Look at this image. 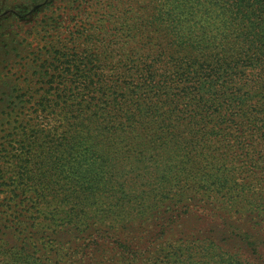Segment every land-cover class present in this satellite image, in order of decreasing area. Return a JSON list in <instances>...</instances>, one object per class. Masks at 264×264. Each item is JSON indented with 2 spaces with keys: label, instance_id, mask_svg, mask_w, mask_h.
Instances as JSON below:
<instances>
[{
  "label": "rangeland",
  "instance_id": "374dc122",
  "mask_svg": "<svg viewBox=\"0 0 264 264\" xmlns=\"http://www.w3.org/2000/svg\"><path fill=\"white\" fill-rule=\"evenodd\" d=\"M181 10V0H0V264H162L164 248L179 241L212 242L213 251H217L237 249L243 245L244 236L264 240V180L259 186L254 181L259 176L264 179V87L250 75L232 80L226 77L225 90L214 101L244 107L241 96L248 94L251 99L246 104L255 109L246 114L248 120L258 121L250 131L253 137L243 138L249 154L242 156L236 144L223 149L229 164L227 172L237 177V184L226 180L219 185L216 179L205 186L181 183L169 191L174 198L164 205L169 206L166 216H174L171 222L152 208L143 219L134 214L139 212L137 203L143 204L160 191L152 186L154 180L150 179L155 178L151 175L161 181L166 169L157 168L160 163L145 168L148 160L158 162L154 153L125 176L120 171L121 156L113 162L108 156L99 158L97 164L87 166L86 161L95 160L96 152L83 155L80 166L68 167L69 177L79 171L87 176L74 180L80 191L79 203L77 198L68 205L57 199L40 203L31 192L30 199L23 197L18 186L22 142L29 144L25 137L35 135L30 146L45 145L42 139L55 135L70 138V126L83 124L80 137L84 138L88 136L84 134L86 129L105 125L100 122L103 108L110 112L106 121L112 124L110 108L115 106L117 94L128 92L127 70L140 60L152 61L158 56L170 59L164 66L168 71L181 57L187 61L186 57L196 56L194 60L204 61L203 54L191 55L180 46L187 42L189 32L176 23ZM185 12L189 20L196 16L194 8ZM70 69L80 75L77 83L71 81ZM85 77L94 80L89 91L82 89ZM183 80L180 86H187L189 79ZM154 103L161 106V102ZM234 128L231 131L238 134ZM176 130L187 128L181 124ZM36 160L32 158L39 169ZM209 160L215 167L214 160ZM112 163H117L115 178L111 177ZM252 163L254 175L235 170ZM14 171L17 190L8 192L15 187L9 178ZM101 176L105 180L98 179ZM121 186L132 190L134 197L127 192L117 194ZM65 198L64 194L60 196V200ZM110 198L127 199L134 210L126 219L118 217L110 228H104L102 239L96 243L100 236L93 223L86 220L83 206ZM86 223L91 227H85ZM114 244L118 248L129 245L130 251L124 254L111 250ZM135 244L138 251L131 250Z\"/></svg>",
  "mask_w": 264,
  "mask_h": 264
},
{
  "label": "trees",
  "instance_id": "16d2710c",
  "mask_svg": "<svg viewBox=\"0 0 264 264\" xmlns=\"http://www.w3.org/2000/svg\"><path fill=\"white\" fill-rule=\"evenodd\" d=\"M181 7L176 23L181 29L189 32L186 33L187 42H182L180 46L184 52L191 55L203 54L204 61L194 60L196 56L187 55V61L181 57L174 69L168 71L164 66L169 65L170 59L158 56L160 58H154L152 61L147 58L140 60L137 65L127 70L129 73L126 74L125 84L128 92L117 94L115 106L110 108L114 119L112 124L106 121L110 112L107 113L106 108H103L101 111L104 114L100 122L105 125L96 124L93 129H86L84 134L88 136L84 138L80 137L83 134L81 129L85 128L83 124L70 126L67 130L70 138L55 135L50 139H42L45 145L38 143L36 147L30 146L35 135L25 137L29 144L22 142L24 155L18 160V174L21 179L18 186L23 197L30 199L28 192H31L33 199L40 203L57 199L68 205L75 198L79 203L80 191L74 180L87 176L83 171H79L69 177L71 172L68 167L72 164L80 166V157H88L91 151L96 152L93 158L95 160L86 161L87 166L97 164L99 158L108 156L113 162L116 157L121 156L122 176L132 174L138 168L137 165L146 160L149 153L157 155L158 162L148 160L145 168L160 163L157 168L166 170L161 175V181L155 175H151V178L155 179L149 178L154 180L151 181L152 186L160 191L158 196L151 195L143 204L137 203L139 212L134 214L140 219L152 208L162 214L161 218L171 222L174 216H166L169 206L164 205L174 198L173 195H168L169 191L176 189L181 183L205 186L212 185L216 179L215 183L219 185L226 180L228 183L237 184V177L227 172L229 164L226 163L223 149L236 144L242 156L249 154L243 144V138L253 137L250 131L255 130L258 121L248 120L246 114L255 109L246 104V101L251 99L248 94L241 96L244 107L239 104L224 106L225 103L216 104L214 101L216 95L225 90L226 77L232 80L250 75L258 82H263L262 88L264 87V0H181ZM187 8H194V19L185 17ZM70 74L71 81L77 83L80 75L74 74L72 69ZM183 78L189 79L186 80L187 86H180ZM87 80L85 77L82 89L89 91L94 80ZM175 84L178 86L175 87ZM155 101L161 102V106H153ZM181 124H185L187 131L176 130ZM232 127L239 133H233ZM59 139L62 141L59 142ZM186 145L189 148H186ZM15 149L17 151V146ZM258 155L256 150V156ZM32 158L38 159L36 163L41 165L39 169ZM209 158L214 160L215 167ZM112 164L111 177L115 178L117 163ZM27 166L36 170L29 171ZM254 167L252 163L237 166L235 170L254 175ZM38 170L40 173H36ZM95 174L98 176L100 172ZM2 175L4 179L8 176L6 173ZM9 178L15 187L7 191L17 190V172L14 171V175ZM101 178L103 176L98 179ZM263 180L261 176L254 179L257 186L262 185ZM109 188L111 192V187ZM126 190L121 186L117 194L126 195L127 192L129 196L134 197L132 190ZM62 194L66 198L60 200ZM108 197L114 195L108 194ZM110 199L83 206V211L87 214L86 220L93 223L92 228L100 236L99 240L95 239L96 243L102 239L104 228H110L118 217L126 219L134 210L133 203H128L127 199ZM124 210H128V214H123ZM91 226L85 224L87 228ZM243 238V245H239L237 249L219 248L217 251H213L212 242L207 244L206 241L198 240L185 244L179 241L178 245L170 244L164 248L166 252L162 264H264V240L255 236ZM113 242L116 243L114 240ZM116 244L111 250L120 253L123 251L124 254L130 251L129 245L124 248L119 245L118 248ZM138 248V244H135L131 250L138 251Z\"/></svg>",
  "mask_w": 264,
  "mask_h": 264
}]
</instances>
